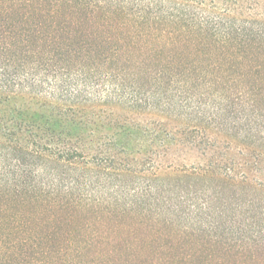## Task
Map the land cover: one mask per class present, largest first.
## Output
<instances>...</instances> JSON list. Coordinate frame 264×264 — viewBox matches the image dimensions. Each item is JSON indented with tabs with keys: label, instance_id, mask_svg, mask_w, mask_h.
<instances>
[{
	"label": "trees",
	"instance_id": "1",
	"mask_svg": "<svg viewBox=\"0 0 264 264\" xmlns=\"http://www.w3.org/2000/svg\"><path fill=\"white\" fill-rule=\"evenodd\" d=\"M233 142L248 151L240 166ZM178 148L205 165L180 168ZM251 173L264 177V0H0V251L83 250L92 240L44 229L138 213L231 264H264ZM148 252L141 264L195 257Z\"/></svg>",
	"mask_w": 264,
	"mask_h": 264
},
{
	"label": "rangeland",
	"instance_id": "2",
	"mask_svg": "<svg viewBox=\"0 0 264 264\" xmlns=\"http://www.w3.org/2000/svg\"><path fill=\"white\" fill-rule=\"evenodd\" d=\"M178 139V137H177ZM218 142L221 147L227 146V139L219 138ZM226 145V146H225ZM229 149L228 158L232 161H235L238 166L239 164L246 162V154L248 151H245L244 148L240 145H237L236 142H233ZM178 151L175 152V157L177 165L186 166L187 169L192 167H198L205 165L204 159L201 157V154L194 152H181L182 149L178 148ZM225 150V149H224ZM227 153V152H226ZM202 159V160H201ZM250 173L245 167L240 169V172ZM241 175L240 173L238 176ZM257 179L259 182H264L263 176L252 175L251 179ZM194 184V183H192ZM197 188H201L197 187ZM190 190H195L191 188ZM228 196H232V192L229 190H224ZM140 212V211H139ZM115 215L112 216V219L106 221L105 224L102 223H93L88 229V223L86 222L87 218L92 220L95 215L80 216L76 218L73 222H65L60 224L62 218L59 219V223L50 224L45 228V232L54 233V231H60L61 236L65 237L68 234L75 233L80 234L82 238L88 239L92 242L89 245L84 246L83 250L76 248V244L71 242L68 243H59L52 241L50 243H45L43 245L35 246L34 248L25 247L22 250H4L0 251V264H82V260L76 254H70L68 258L62 257L63 254L73 251L86 252L87 257L85 258L84 264H99L94 262L93 255L97 251H113L119 250L126 256L121 255L118 257V260L115 263L110 264H141V256L139 253L146 251L151 252H163L168 254V252H173V254H188L195 255L192 259L187 258L186 260L180 259L179 261L186 264H205V263H233L235 258L223 259L222 253L218 250L214 252L215 248L208 244V242L198 235L191 234L188 232L180 233L176 227H170L167 223L158 222H141L142 220L138 219L141 216H123L114 212ZM114 217V218H113ZM142 219V218H141ZM47 224H49L47 222ZM50 227V228H49ZM55 228V229H54ZM81 232V233H80ZM74 238H77V236ZM79 238V237H78ZM210 246V247H209ZM223 251V250H222ZM214 252L216 254V260H205V256ZM145 254L144 257H147L149 254ZM77 256V257H76ZM202 256V257H200ZM155 258V257H154ZM149 258H145L148 260ZM94 260V261H93Z\"/></svg>",
	"mask_w": 264,
	"mask_h": 264
}]
</instances>
